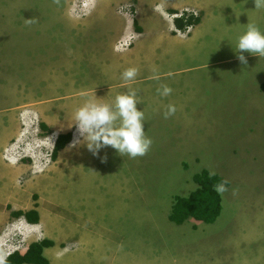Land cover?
I'll return each mask as SVG.
<instances>
[{"label":"rangeland","instance_id":"1","mask_svg":"<svg viewBox=\"0 0 264 264\" xmlns=\"http://www.w3.org/2000/svg\"><path fill=\"white\" fill-rule=\"evenodd\" d=\"M199 3L0 0V252H23L35 239L60 235L68 239L54 240L58 255L46 256L67 264L75 245L59 231L74 223L87 232L78 236L83 245L91 243L84 256L93 262L264 264V57L243 52V65L236 51L247 23L264 32V9L250 0L241 14L242 2L219 0L212 11L216 39L204 36L208 49L198 51L169 31L165 9H191L201 19ZM33 17L39 22L27 26L25 19ZM181 49L192 51L178 64L180 72L150 73L155 63L169 65L167 51ZM132 67L139 74L123 81ZM210 71L216 81L208 79ZM166 80L174 89L161 97L157 89ZM130 90L137 92L152 140L146 155L121 156L111 146L93 155L86 145L70 147L80 107L113 105ZM169 104L177 111L166 119ZM66 132L70 141L53 157L56 135ZM202 169L227 181L220 215L212 223L172 222L174 196L188 195L197 186L193 174ZM35 206L42 216L35 226L11 214Z\"/></svg>","mask_w":264,"mask_h":264},{"label":"clouds","instance_id":"2","mask_svg":"<svg viewBox=\"0 0 264 264\" xmlns=\"http://www.w3.org/2000/svg\"><path fill=\"white\" fill-rule=\"evenodd\" d=\"M54 4H59L60 0H53ZM255 9H264V0H254ZM35 17L25 19V24L31 26L38 23ZM236 51L239 53L238 60L243 65H247V59L243 52L264 57V32L254 23H247L244 34L239 36ZM139 70L128 68L121 78L125 82L133 81ZM173 89L168 85H162L157 89L161 97L171 95ZM137 92L130 90L126 94L115 97V103L98 104L94 101L86 102L75 113V123L78 135L74 138L70 147L86 145L87 149L98 155L99 151L106 146L114 148L119 155H127L130 158L142 157L151 148L152 140L144 131V112L137 110ZM177 108L173 104L167 106L164 117L167 119L174 115ZM57 136V135H56ZM56 138V137H55ZM227 181L215 185L214 190L218 194L227 191ZM0 264H6V254L0 252Z\"/></svg>","mask_w":264,"mask_h":264},{"label":"trees","instance_id":"3","mask_svg":"<svg viewBox=\"0 0 264 264\" xmlns=\"http://www.w3.org/2000/svg\"><path fill=\"white\" fill-rule=\"evenodd\" d=\"M194 14V10L191 9L171 11L174 28L183 31L192 24H198L200 17ZM41 126L48 129L45 123H42ZM71 136V132L57 134L53 145V157H56L57 152L70 141ZM192 179L197 186L186 196H174L168 218L176 224L189 218L212 223L220 215L222 208L221 194H218L214 187L225 180L219 174L211 173L207 169L193 174ZM11 214L16 217L22 216L27 223L37 224L39 222V212L36 206L26 211L16 210ZM53 245L54 241L49 238L32 241L23 252L19 250L9 252L6 255V264H49V259L44 254V248Z\"/></svg>","mask_w":264,"mask_h":264},{"label":"crops","instance_id":"4","mask_svg":"<svg viewBox=\"0 0 264 264\" xmlns=\"http://www.w3.org/2000/svg\"><path fill=\"white\" fill-rule=\"evenodd\" d=\"M218 1L219 0H211V3H208V0H199V2H200L199 3L200 4L199 8L202 9V11H204V15L200 19V22L193 27V29L191 30L190 34L187 37H185V36L187 35V32L190 31V29H189L190 26L187 29L183 30V31H180V30L174 28V25H173V22H172L173 18L170 15L171 11L174 10L173 7H172L173 10L165 9L166 13L169 16V19L167 17H165V15H164L165 12H164L163 9L160 10V14H161V16H163V18L165 20H167V19L170 20V22L167 20L169 22V31H171V33L173 35H175L177 38H179L180 42H182L185 47L190 48V47H193V46H197L196 50L200 51V50H202V49L207 47V45L205 44V42L203 40L204 36L210 41H213L214 39H216V35H215V32H214V23H215V19L216 18L214 17L215 15L212 14V11H213V7L218 3ZM234 2L236 3V6L239 4V2H242V10H239L238 12L241 13V14H244L247 11V6L249 5L250 0H234ZM236 6H235V8H236ZM180 9H182V8H179V10ZM232 16H234L235 19H236V16H235L234 13H232ZM244 20H245L246 23L248 22V19H244ZM231 22L232 21L230 20L227 23V25L231 26L232 25ZM145 29L148 30V28H145ZM207 49H208V47H207ZM191 51H192V49H189V50L181 49V50H170V51H167L165 53L164 58L166 59L165 61L169 65L168 66H161V65L159 66L158 63H155V65L153 67L149 68L150 73L152 74L154 72H157L158 70H163V69H165L166 73H174L173 69L175 70V73L176 72H180L178 70V64L182 63L186 58L190 57L191 56ZM205 57H206V53H205ZM217 71H218V73H220V70H217ZM212 73L213 72H211V71L207 73L208 74V79L212 80V81H216V79L214 77L210 78L212 76ZM150 77L153 78L154 75H152ZM174 80L178 81L177 84H180V83H182L183 85L189 84V78H184L182 80V78H180V77H175ZM166 82H167V80L165 81V83ZM260 82L261 83H259V85H260L259 89L261 91H264V86H263L264 85V78L261 79ZM156 83H158V82H156ZM166 84L169 86L168 83H166ZM173 89H174V86H173ZM253 98L258 103H260L262 101V99L258 95L257 96L253 95ZM155 99H156L155 100V104L156 105L161 103V101L159 100L158 97H155ZM73 123L70 125V127H73ZM40 216H41V212H40V215H39V222L37 224H40L42 222L40 220L42 216L41 217ZM58 219H60V218H58ZM27 224L29 226H31V227L37 225V224H31V223H27ZM59 225H61V224L59 223ZM47 232H50V230L48 229ZM102 232H103V230H101V233ZM59 233L69 235V241L72 242L73 245H75V248L70 249L71 252L72 251L76 252V253H74L75 256H74V258L71 257L73 259L67 264H105L104 259H101V260L99 259V260L93 262L89 258H85L84 255L87 253L86 249L89 248L91 243L87 242L86 245H83V241L78 235L81 234V233H87V232H86V230L84 231V229L82 227H77L74 223H71L69 229L64 228V226H63V229H60ZM44 238H47V237H44ZM58 239L60 241L63 240L62 242H65L66 239H68V237L66 239L65 238H60V235H58L57 237H54V240L57 241ZM36 240L37 239H35L34 241H36ZM100 242L102 244H106L107 243L106 241H104L103 238L101 239ZM47 251H49L48 254L53 253V255H56V253H57V255H58L59 249L57 248L55 241H54V245L53 246L44 248L45 256H46V252ZM59 258L62 261L64 260L61 257H59ZM108 262H107V264H109ZM49 264H52V262L49 261Z\"/></svg>","mask_w":264,"mask_h":264},{"label":"bare ground","instance_id":"5","mask_svg":"<svg viewBox=\"0 0 264 264\" xmlns=\"http://www.w3.org/2000/svg\"><path fill=\"white\" fill-rule=\"evenodd\" d=\"M26 222V221H25Z\"/></svg>","mask_w":264,"mask_h":264}]
</instances>
